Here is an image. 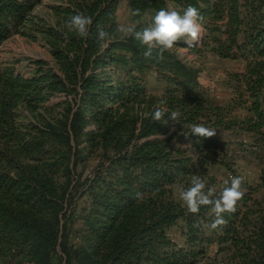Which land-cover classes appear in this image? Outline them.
Here are the masks:
<instances>
[{"label": "trees", "instance_id": "trees-1", "mask_svg": "<svg viewBox=\"0 0 264 264\" xmlns=\"http://www.w3.org/2000/svg\"><path fill=\"white\" fill-rule=\"evenodd\" d=\"M118 1L0 0L51 56L0 65V264H264V0ZM175 47L243 62L227 103Z\"/></svg>", "mask_w": 264, "mask_h": 264}, {"label": "rangeland", "instance_id": "rangeland-1", "mask_svg": "<svg viewBox=\"0 0 264 264\" xmlns=\"http://www.w3.org/2000/svg\"><path fill=\"white\" fill-rule=\"evenodd\" d=\"M66 0H40L33 12L47 23L51 21L52 7L64 5ZM115 19L119 29L126 34L134 22L130 18L127 2L119 0L116 6ZM183 33L181 34L184 43L192 44L198 37L199 27L192 20L183 23ZM175 55L184 63L194 67H199V82L202 86L209 88L213 96V101L224 105L231 96L229 78L233 73H240L243 70V62L240 60H221L207 52H203V57H198L193 52H189L185 47L173 48ZM41 59L50 61L51 56L40 38L31 40L20 35H13L0 45V65L14 66L17 71L25 76H29L28 64L31 60ZM146 88L151 94H158L164 82L155 74L149 73L146 78ZM59 101L58 97H51L46 105H52ZM31 121L28 119L26 122ZM67 243L74 240V232L77 222H67ZM57 255H60L58 246L55 247ZM60 262V261H59ZM58 264V263H57Z\"/></svg>", "mask_w": 264, "mask_h": 264}]
</instances>
